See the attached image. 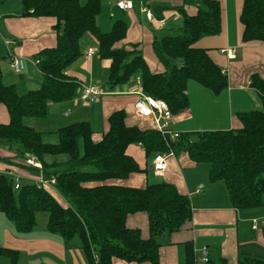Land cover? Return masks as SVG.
Masks as SVG:
<instances>
[{"label": "trees", "instance_id": "16d2710c", "mask_svg": "<svg viewBox=\"0 0 264 264\" xmlns=\"http://www.w3.org/2000/svg\"><path fill=\"white\" fill-rule=\"evenodd\" d=\"M194 15L182 14V25L171 33H154L152 51L162 71L152 73L140 49L118 48L127 32L126 22L117 20L109 32L97 25L101 0H19L20 16L53 18L55 45L32 56L41 75L36 90L19 94L15 85L3 82L0 59V106L6 109L7 123H0V140L8 144L14 158L24 164L28 156L41 165L45 179L55 180V188L66 199L63 208L51 194L37 184L19 183L0 173V213L19 233L36 227V216L47 215L46 228L64 241L78 239L88 264H158L163 233L191 230L192 208L189 199L165 182L134 188L122 185L131 174L142 173L127 147L137 144L146 157L162 152L185 153L195 164L208 166L209 181L222 182L230 205L235 210L264 207V79H250L261 109L236 115L240 126L226 131L179 134L164 139L153 129L128 126L124 110L107 118V130L99 141L86 121H78L54 132H41L27 125L29 119H45L52 104L72 101L80 82L65 72L82 56L80 42L89 34L98 45V55L109 63L106 85L109 90L139 80L142 94L163 100L176 115L188 108L187 84L194 81L212 97L228 86L224 71L207 50L195 47L203 37L217 36L222 28L221 4L217 0H189ZM239 21L242 43H264V0H242ZM142 118V117H141ZM144 119V118H143ZM54 137L55 141H49ZM64 155L63 164H47L46 156ZM0 161L10 163L8 159ZM25 165V164H24ZM29 167V166H28ZM147 218L148 236L129 228L127 219L135 214ZM255 247L250 256L244 249ZM185 264H227L220 256H209L198 263L191 241L184 243ZM0 257L18 264L19 252L0 247ZM237 264H264V247L256 244L238 247Z\"/></svg>", "mask_w": 264, "mask_h": 264}, {"label": "crops", "instance_id": "0c3cea01", "mask_svg": "<svg viewBox=\"0 0 264 264\" xmlns=\"http://www.w3.org/2000/svg\"><path fill=\"white\" fill-rule=\"evenodd\" d=\"M132 1L133 9L120 11L111 0H101L97 25L102 32H109L115 21H125L126 36L116 46L125 49L137 46L150 71L161 72L162 66L151 47L154 33L174 32L182 25V14L194 15L196 8L187 3L189 0ZM217 1L220 2L222 10L221 32L217 36L201 38L195 47L207 50L212 61L225 72L228 86L217 97H212L199 84L196 82L197 86L189 84L191 82L189 81L188 108L173 115L169 123V130L178 134L235 129L240 126L236 117L238 113L261 109L260 98L251 88L250 79L254 74L264 79V43H242V26L239 21L242 0ZM144 11L152 14L150 21L145 18ZM0 21L3 24L2 32L14 41L13 48L6 50L8 63L9 54L23 58L22 66L24 61L27 75L30 78L36 75V85L32 88H38L41 84V75L34 64H29V59L41 49L55 45L53 31L55 20L47 17H21L17 0L12 8L0 15ZM2 32L0 31V36ZM82 39H85L86 48L97 43L89 34ZM85 52L86 49H83L80 59L68 68L65 74L80 82L79 92L83 86L95 85L102 94L97 102L87 103L83 118L76 116L78 121L84 120L90 124L94 134L93 140L101 139L107 130V118L116 110L125 111L128 126L156 130L150 120L143 119L134 112L133 106L139 91L137 78L133 82L109 90L106 85L108 61L102 60L98 51L86 59L83 57ZM19 76H22V72ZM7 84L16 87L12 81L11 83L8 81ZM7 122L6 109L0 106V123ZM129 147L126 150L127 155L139 161L137 151ZM138 147L139 152L144 154L142 147L139 145ZM14 156L8 147L0 146V159L10 161L0 162V173H10L19 183L37 184V180L42 176L41 172L33 171L31 167L21 164ZM150 157L151 177L147 175V171L140 169L145 172L131 174L121 184L144 188L149 184L168 183L179 194L189 199L192 208L191 230L163 233L157 238L160 244L158 264H185L184 243L187 241H191L196 258L206 250L209 256H220L227 264H237L239 246L256 244L264 247V207L252 210L233 209L224 184L210 182L208 166L195 164L185 153H174L173 156L166 158V171L162 178H157L151 172L153 156ZM44 160L47 164H63L67 157L46 156ZM45 189L60 206L69 207L55 185ZM3 219L5 218H0L2 225L0 247L19 252L18 264H88L79 240L72 239L66 242L60 235L49 232L46 228L47 219L41 226H36L28 233L17 232L11 222L7 219L5 222ZM127 226L139 229L144 238L148 236L147 218L144 214L130 216L127 219ZM244 253L255 256L260 252L258 248L250 247L244 249ZM1 258L6 261L0 259V264H9L7 258ZM112 264L150 263H127L114 259Z\"/></svg>", "mask_w": 264, "mask_h": 264}, {"label": "built area", "instance_id": "2783aa9c", "mask_svg": "<svg viewBox=\"0 0 264 264\" xmlns=\"http://www.w3.org/2000/svg\"><path fill=\"white\" fill-rule=\"evenodd\" d=\"M114 3V6L117 10L128 11L133 9L134 3L132 0H111ZM145 12V18L147 20L152 19V14L149 11ZM14 42H5V46L8 49L9 45H13ZM8 51V50H7ZM96 54V51L92 48H88L84 53L83 57L86 59L91 58ZM9 67L15 74H20L22 71V59L16 56L10 55ZM34 64V62H33ZM138 93L137 100L134 103V112L147 120H150L156 128V131L164 139L170 138L175 140L178 138L179 134L169 130V123L173 117V114L170 112L168 105L165 101L155 99L151 96H147L141 93L139 80L137 79ZM102 94L95 85L83 86L80 92V100L85 103L97 102L101 98ZM65 114L64 116H66ZM143 150V148H142ZM173 152H162L155 154L152 159L151 172L157 178H162L166 171V158L168 156H173ZM24 164L29 167L41 169L40 163H38L33 157L28 156L24 161ZM11 176L10 173L7 174ZM55 180L53 177L50 179L40 178L37 180V185L42 188L54 186ZM14 189H19V182L16 181L14 184ZM199 190L196 191L198 193ZM253 228H255V223H253ZM208 260V253L206 250L202 251L200 256L196 258L198 263H205Z\"/></svg>", "mask_w": 264, "mask_h": 264}, {"label": "rangeland", "instance_id": "374dc122", "mask_svg": "<svg viewBox=\"0 0 264 264\" xmlns=\"http://www.w3.org/2000/svg\"><path fill=\"white\" fill-rule=\"evenodd\" d=\"M17 0H0V15L2 13H6V11L9 8H12L14 6V2H16ZM114 5V3H113ZM3 24L0 21V31L2 32V28ZM111 30V29H110ZM3 33V32H2ZM0 36V59H1V68H2V72H3V82L4 83H8V81L11 83V81L13 83L16 84V90L19 94H24L29 90H36L32 87H34V85H36V75L31 76V78L27 75L26 73V67H24L25 62L23 61V66H22V76L20 77L19 74H15L13 72V70L10 69L9 67V63H8V58H7V53H6V46H5V42H14L12 41L11 38H9L8 36H6L4 33ZM85 39L81 40V44H80V48L81 51L83 49H88V48H92L95 51H98V45L96 44H92L90 47L86 48V44L84 43ZM9 49L13 48V45H9L8 47ZM11 52V51H10ZM22 60H24L22 58ZM29 64H33V59L30 58L29 59ZM6 77V78H5ZM8 79V81H7ZM29 79V81H28ZM133 80H135V78H132V82ZM189 84H196L195 82L191 81ZM197 86V84H196ZM80 96V92H78V94L76 95V97L69 102L66 103H60V104H52V106L50 107L49 110V115L47 118L45 119H29L26 120V124L33 127L35 130L37 131H41V132H54L56 131L58 128L64 126V125H68L71 123H75L77 122V117H82L83 118V113L85 112V108L88 106L87 103L82 102L79 98ZM86 106V107H85ZM64 113L67 114L66 117H64ZM84 121V120H81ZM49 141L54 142L55 138L54 137H49ZM0 146H5L6 148L8 147V144L4 141V140H0ZM129 148L134 149L135 151H137V153L139 154V161L135 160L137 165L140 167V169L147 171V175L149 177H151V173H150V161H151V157H146L145 154H143L142 152H139V147L137 144H131ZM128 148V149H129ZM5 151H7V149H5ZM11 152V151H10ZM146 157V158H145ZM1 162V161H0ZM41 178H43L41 176ZM14 180L18 182V179H16V177H14ZM263 202H264V197H263ZM62 204V203H61ZM0 218H5V216L0 213ZM47 219V215L44 213H40L36 216V226H41L42 223H45ZM6 222V218L3 219ZM1 221V220H0ZM36 228V227H35ZM1 230H2V225L0 222V238H1ZM166 234V233H164ZM0 259L6 261L5 259L1 258Z\"/></svg>", "mask_w": 264, "mask_h": 264}]
</instances>
